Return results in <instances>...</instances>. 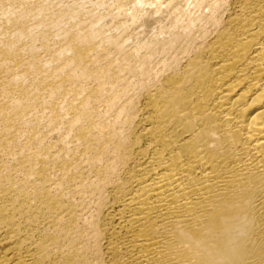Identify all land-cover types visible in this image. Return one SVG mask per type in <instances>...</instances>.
Wrapping results in <instances>:
<instances>
[{"label": "bare ground", "instance_id": "obj_1", "mask_svg": "<svg viewBox=\"0 0 264 264\" xmlns=\"http://www.w3.org/2000/svg\"><path fill=\"white\" fill-rule=\"evenodd\" d=\"M183 2L0 0V264H264V0Z\"/></svg>", "mask_w": 264, "mask_h": 264}, {"label": "rangeland", "instance_id": "obj_2", "mask_svg": "<svg viewBox=\"0 0 264 264\" xmlns=\"http://www.w3.org/2000/svg\"><path fill=\"white\" fill-rule=\"evenodd\" d=\"M162 2H164V8L167 7V4L168 2H171L173 0H161ZM196 2V0H184L183 2V7L184 9L189 13L191 14L193 9H194V3ZM125 8H127L126 12L127 14H132L134 12L133 10V4H129L127 5ZM124 8V10H125ZM155 8V6L153 5L152 1H145V2H142L139 6V10H140V13H141V16H145L150 10H153ZM174 10H176V7L174 8ZM129 12V13H128ZM169 14H173V10L169 12ZM172 16H168L165 24H164V29H165V35L164 37L166 38H171L172 36L174 35H178L180 33L183 32V30L181 29V26H183V24H179V25H174L172 24ZM162 59L163 56L161 57H156L155 60L156 61H159V59ZM154 61V60H153ZM161 61V60H160Z\"/></svg>", "mask_w": 264, "mask_h": 264}]
</instances>
